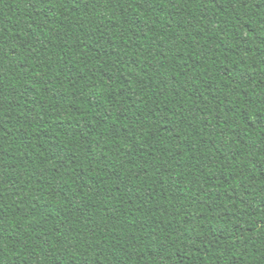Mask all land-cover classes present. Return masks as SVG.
Returning a JSON list of instances; mask_svg holds the SVG:
<instances>
[{
	"label": "trees",
	"instance_id": "16d2710c",
	"mask_svg": "<svg viewBox=\"0 0 264 264\" xmlns=\"http://www.w3.org/2000/svg\"><path fill=\"white\" fill-rule=\"evenodd\" d=\"M0 264H264V0H0Z\"/></svg>",
	"mask_w": 264,
	"mask_h": 264
}]
</instances>
